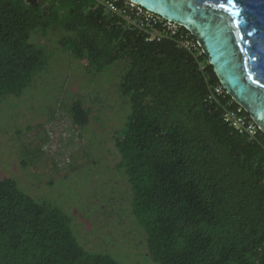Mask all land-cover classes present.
Instances as JSON below:
<instances>
[{"label":"trees","instance_id":"1","mask_svg":"<svg viewBox=\"0 0 264 264\" xmlns=\"http://www.w3.org/2000/svg\"><path fill=\"white\" fill-rule=\"evenodd\" d=\"M36 1L0 0V101L19 96L48 63L31 32H57V45L93 76L124 62L117 89L129 113L113 141L115 169L129 184L149 256L159 264H264V133L241 134L223 120L224 108L237 106L225 91L207 99L221 84L200 47L184 45L195 37L180 25L147 40L99 0ZM124 9L135 18L136 8ZM67 111L83 127L91 109L74 99ZM69 222L0 177V264H122L85 250Z\"/></svg>","mask_w":264,"mask_h":264},{"label":"rangeland","instance_id":"2","mask_svg":"<svg viewBox=\"0 0 264 264\" xmlns=\"http://www.w3.org/2000/svg\"><path fill=\"white\" fill-rule=\"evenodd\" d=\"M58 33H30L49 56L46 67L19 96L0 101V177L15 180L36 200L56 205L69 218L78 243L122 264H159L147 253L143 229L130 213L131 191L115 169L113 141L129 113L117 85L124 62L87 74L83 61L63 51ZM74 99L90 108L85 126L68 113Z\"/></svg>","mask_w":264,"mask_h":264},{"label":"water","instance_id":"3","mask_svg":"<svg viewBox=\"0 0 264 264\" xmlns=\"http://www.w3.org/2000/svg\"><path fill=\"white\" fill-rule=\"evenodd\" d=\"M129 1L186 28L225 92L264 133V0Z\"/></svg>","mask_w":264,"mask_h":264},{"label":"built area","instance_id":"4","mask_svg":"<svg viewBox=\"0 0 264 264\" xmlns=\"http://www.w3.org/2000/svg\"><path fill=\"white\" fill-rule=\"evenodd\" d=\"M105 8L113 13H116L125 18L128 24L134 25L140 30L147 33V40L159 39L165 36H171L178 33L179 24L172 21H168L157 14L150 12L146 9L138 7L135 3L129 0L124 1L122 7L119 6V0H99ZM136 8L134 15L135 18H131L124 13V8ZM184 45L188 49H196L197 42L191 39H185ZM225 91L221 85L210 87L207 92V99L217 101V96ZM243 108L237 104L234 108L226 107L223 110V120L232 128L237 129L241 134L253 136L256 133L257 125L243 113ZM245 111V110H244ZM246 112V111H245Z\"/></svg>","mask_w":264,"mask_h":264}]
</instances>
